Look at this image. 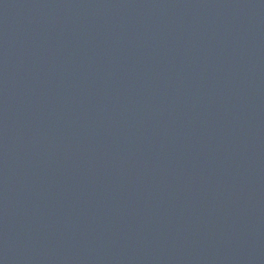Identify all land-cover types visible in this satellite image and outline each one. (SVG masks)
I'll return each mask as SVG.
<instances>
[{"label":"water","instance_id":"1","mask_svg":"<svg viewBox=\"0 0 264 264\" xmlns=\"http://www.w3.org/2000/svg\"><path fill=\"white\" fill-rule=\"evenodd\" d=\"M0 264H264V0H0Z\"/></svg>","mask_w":264,"mask_h":264}]
</instances>
